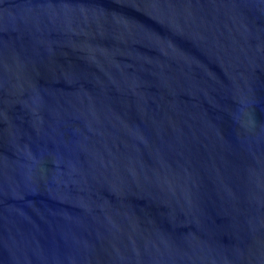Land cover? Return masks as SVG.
<instances>
[{"label":"water","instance_id":"1","mask_svg":"<svg viewBox=\"0 0 264 264\" xmlns=\"http://www.w3.org/2000/svg\"><path fill=\"white\" fill-rule=\"evenodd\" d=\"M0 264H264V0H0Z\"/></svg>","mask_w":264,"mask_h":264}]
</instances>
